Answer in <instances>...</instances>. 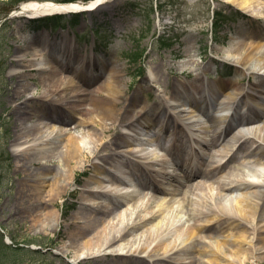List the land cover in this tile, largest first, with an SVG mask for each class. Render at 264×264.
Listing matches in <instances>:
<instances>
[{
	"label": "bare ground",
	"instance_id": "obj_1",
	"mask_svg": "<svg viewBox=\"0 0 264 264\" xmlns=\"http://www.w3.org/2000/svg\"><path fill=\"white\" fill-rule=\"evenodd\" d=\"M107 2L108 0H90L85 3L29 2L22 4L17 11L22 13L18 15L28 17L53 13L66 15L93 12ZM226 2L250 16L264 19V9L261 8L264 0ZM17 37L23 42L42 45L38 50L40 53L28 52L29 47L19 45L14 59L25 70L34 68L38 72L42 90L38 94L35 85L25 83L30 92L25 96V105L20 109L27 116L17 126L12 151L14 154L23 152L30 161L40 165L43 162L44 166L54 156L63 158L59 161L60 168L63 167L62 173L54 180L57 189L52 187L56 183L48 184L46 172H33L32 187L36 195L38 185L49 187V193L46 192L48 197L50 192L55 197L59 195L63 187L61 178L67 177V185L73 180L74 170L70 164L81 158L82 148L92 145L95 151L108 149L111 144V140L106 139L109 128H114L122 121H125L122 129L129 135L119 138L118 145H129L130 150L134 151L146 150L157 135L169 132L182 138L187 130L192 135L203 136L212 146H217L221 139L229 138L228 147L218 149L225 161L210 169H207V164L206 169L194 175L199 181L187 185L181 198L177 194L179 189L165 190L156 186L144 173L146 170L143 165L135 161L130 162L131 168L122 162L115 169L125 177L122 182L129 187L119 191L116 185L108 186L103 180L106 177L105 170L98 161L104 162L109 153L96 158L91 162L93 175L83 185L82 198L92 203L87 206L95 212L83 214L86 204H80V211L68 218L72 220L73 226L68 234V245L59 249L61 254L70 251L72 264H80L89 259L95 261L93 264L264 263V207L259 203L264 197V38L255 41L233 37L236 41L228 43L219 51V60L235 66L231 78L202 79L198 74V64L193 58H189L180 62L176 70L180 74L194 72L195 77L191 81L176 79L170 96L167 91L162 90L161 99L151 105L146 102L138 104L134 96L132 103L117 108L124 95L121 89L127 86L122 63L111 60L105 74L104 67L96 65L90 54L88 60L83 56L80 60L71 62L74 71L70 73L63 57L76 55L72 39L64 38L60 43L50 42L44 30ZM16 71L13 68L11 74ZM157 71L158 65L149 68L150 81L155 79L158 83ZM244 77L249 78L246 84L239 81ZM33 102L38 104V108H28ZM56 112L64 120L55 118L50 121L51 114ZM69 114L72 115L70 120ZM116 129L114 128L113 133ZM151 130H155L156 134L147 138L146 142L137 139L141 135L150 136ZM198 144L201 143H190L189 148ZM173 146L177 148L179 141H175ZM150 151L149 156L165 166L162 167L165 171L163 174L179 176L175 173L177 166L167 160L166 153L152 147ZM194 151L188 154L198 159ZM239 157L258 163V179L247 178L240 169L236 172L232 169L226 171L228 165ZM190 161L187 169L192 163ZM152 164L149 162L153 167ZM214 175H219L218 180L207 183ZM138 176L143 177L138 188L152 190V197L149 199L131 189V179ZM107 178L117 180L112 175ZM41 188L44 189L42 186ZM100 188L106 193L105 198L97 192ZM195 191L198 194H194ZM155 193H168L170 196L169 199L165 198L168 201L160 208L157 203L158 213H153V209L148 210L150 203L163 201ZM191 195L198 199L192 201L189 199ZM108 197L112 200L117 197L113 205H98L106 202ZM135 198L137 200L134 202ZM132 201L134 203L130 206ZM186 201L187 205L197 204L201 207L190 209L194 221L187 226L181 224L179 219L181 212H186ZM141 205L144 206L140 207ZM137 211L139 214L135 217ZM60 219L57 212L49 213L37 223L41 229L47 227V230L53 231L58 227ZM132 219L135 220V225ZM154 221L158 222L154 224ZM138 230L145 231L144 240L130 238ZM158 251L162 254L156 255Z\"/></svg>",
	"mask_w": 264,
	"mask_h": 264
},
{
	"label": "rangeland",
	"instance_id": "obj_2",
	"mask_svg": "<svg viewBox=\"0 0 264 264\" xmlns=\"http://www.w3.org/2000/svg\"><path fill=\"white\" fill-rule=\"evenodd\" d=\"M76 1L88 2L89 0H0V23L13 9L23 3ZM103 6L93 12L60 15L48 20L47 25L29 23L21 16L2 22L3 26L0 29V228L3 233L0 232V234L3 242L6 237L11 244H6L7 246L5 242L3 244L9 247L10 251L0 248V264H72V253L68 251L61 254L59 249L69 243L68 234L73 224L68 218L80 211V204H86L83 214L95 212L93 208L88 209L87 205L90 201L82 200L83 185L86 179L93 175L91 162L96 158L104 157L108 150L117 152L123 159L129 155L127 150L130 149L125 147L126 145L122 150L114 149L120 136L119 124L125 122L122 121L114 127L117 128L115 133H113V127L109 128L106 139L111 140V144L108 149L95 151L92 145L82 148L81 158L70 164L74 170L73 180L67 185V177L61 178L63 187L59 195L55 197L53 192H50L48 197L49 187L43 185L41 186L44 189L38 185L36 195L32 187L33 172L44 171L49 179L48 184L56 183L55 178L58 179L59 173H62L63 167L60 168L59 161L63 158L58 159L54 156L47 166H44L43 162L40 165L30 161L23 152L14 154L12 151L17 126L27 116L20 109L25 105V96L30 92L25 83L31 82L35 85L38 94L42 90L38 72L34 68H28L26 71L14 61L19 45L29 47L28 52L37 51L38 53H40L38 51L40 45L29 41L23 42L17 36L45 28L51 42L64 38L72 39L77 52L76 59L84 54L88 58L92 52L94 57H103L108 60V63L114 59L122 63L127 86L121 89L124 95L121 97L122 102L117 104V108H123L134 101V96L138 104L145 101L149 105L161 99L162 90L167 91L170 96L176 78H183V76L187 79L194 78V73L186 72L180 75L176 70L180 62L189 58H193L198 64L200 74L208 78H228L233 68L229 64L221 63L218 56L224 45L235 42L236 39L233 37L256 41L264 38V19H253L226 0H108ZM261 8L263 10L264 5ZM107 65L104 67L105 74L108 70ZM156 65H158L156 73L159 75L158 83L155 79L150 81L148 73L149 68ZM13 68L17 69L15 74H11ZM28 106L30 109L38 108V104L34 102ZM53 117L64 120L58 112ZM71 118L72 115L69 114L68 119ZM223 144L225 143L221 145ZM207 159L211 158L206 156L203 164L207 163ZM213 159L214 162L218 161V157ZM141 164L147 168L145 164ZM258 166L256 162L247 163L238 158L228 165L226 171L232 169L236 172L240 169L247 178L256 180L259 176ZM199 168L201 167L198 166ZM144 173L156 185L165 189V185L156 177L159 174L147 170ZM142 179L143 177L139 176L134 178L136 188L137 182L139 183ZM217 180V177H212L207 183H214ZM169 182L172 184L171 180ZM182 186L184 187H178V198L182 197L185 189V185ZM52 187L57 189V183ZM141 191L144 193L147 189ZM194 194L198 192L195 191ZM146 197L149 199L150 195L147 193ZM157 197L163 201L155 200L156 202L150 203L148 210L153 209V213H158L156 207L159 205L160 208L168 201L166 199L170 198L165 193L158 194ZM116 199L111 201L114 203ZM189 199L194 201L198 198L191 195ZM136 200L137 198L133 201ZM133 201L129 203L130 206L134 203ZM259 203L264 205V197ZM184 204H186V212H181L179 219L181 224L187 226L194 221L190 209H201V207L197 204L187 205V201ZM129 205L127 204L126 207ZM55 212L61 217L58 227L53 231L47 230V227L41 229L37 221L46 214ZM138 214L137 211L135 217ZM132 221L134 224L135 220L132 219ZM157 222L154 221V224ZM68 223L71 225H67ZM145 234V231L138 230L130 238L144 240ZM160 254H162L161 251L156 252V255ZM193 255L201 257L198 254ZM94 262L89 259L80 264Z\"/></svg>",
	"mask_w": 264,
	"mask_h": 264
},
{
	"label": "trees",
	"instance_id": "obj_3",
	"mask_svg": "<svg viewBox=\"0 0 264 264\" xmlns=\"http://www.w3.org/2000/svg\"><path fill=\"white\" fill-rule=\"evenodd\" d=\"M0 240H1V235H0ZM1 247H2V248H7V247H4V246H0V248H1ZM7 249H9V248H7ZM9 250H10V249H9Z\"/></svg>",
	"mask_w": 264,
	"mask_h": 264
}]
</instances>
